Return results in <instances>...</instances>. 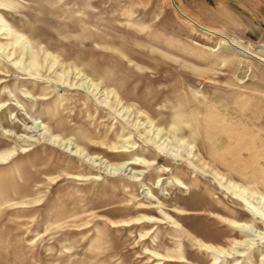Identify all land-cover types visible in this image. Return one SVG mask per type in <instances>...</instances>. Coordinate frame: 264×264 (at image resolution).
I'll use <instances>...</instances> for the list:
<instances>
[{
    "label": "rangeland",
    "instance_id": "1",
    "mask_svg": "<svg viewBox=\"0 0 264 264\" xmlns=\"http://www.w3.org/2000/svg\"><path fill=\"white\" fill-rule=\"evenodd\" d=\"M0 264H264V0H0Z\"/></svg>",
    "mask_w": 264,
    "mask_h": 264
},
{
    "label": "bare ground",
    "instance_id": "2",
    "mask_svg": "<svg viewBox=\"0 0 264 264\" xmlns=\"http://www.w3.org/2000/svg\"><path fill=\"white\" fill-rule=\"evenodd\" d=\"M178 8V7H177ZM179 11V13L186 19L188 20L194 27H196L199 31L210 35V36H215L218 37L220 40H223L225 42H227L231 47L239 50V51H243V52H248L242 45V43H244L240 38L236 37V38H230L228 35L214 29V28H210L207 27L205 25L200 24L199 22H197L196 20L192 19L190 16L186 15L185 13H183L180 9H177ZM249 45V44H247ZM249 55H251L248 52ZM253 54V53H252ZM254 57V56H253ZM263 61V60H262ZM228 179V178H227ZM226 179V181H227ZM229 180V179H228ZM243 191H242V195H240L239 197L237 196V198H239V200L241 202H244L245 204H247L248 202L245 200V198L243 197ZM235 227L237 228V230L243 234H248V230L251 229V226L248 224H236ZM252 230V229H251ZM251 241L250 239H244L241 241H237V245H243L246 242ZM263 259V258H261Z\"/></svg>",
    "mask_w": 264,
    "mask_h": 264
}]
</instances>
